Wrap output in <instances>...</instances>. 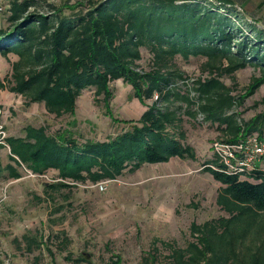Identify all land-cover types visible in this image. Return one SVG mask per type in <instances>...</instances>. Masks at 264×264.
Listing matches in <instances>:
<instances>
[{"label":"trees","instance_id":"trees-1","mask_svg":"<svg viewBox=\"0 0 264 264\" xmlns=\"http://www.w3.org/2000/svg\"><path fill=\"white\" fill-rule=\"evenodd\" d=\"M6 6L0 57L13 54L16 59L9 77H0V90L42 103L48 114L59 117L74 113L87 88L107 100L109 83L120 79L146 106L105 140L80 142L66 128L49 134L44 127L4 137L0 147H8L15 165L34 175L56 172L57 181L45 183L44 189L113 180L127 168L173 158L194 160L195 150L180 125L182 105L196 107L187 109L189 116L199 114L217 124L220 142L238 143L255 132L264 138V97L262 110L247 121L233 111L264 84V29L248 21L231 0H87L69 13L46 0H11ZM141 48L150 55L147 69L139 68ZM176 56L204 58L209 76L196 78L191 89H179L176 83L184 75L174 63ZM245 67L260 76L237 96L221 77ZM263 167L227 173L213 153L202 169L220 183L216 204L227 216L192 222L183 247L155 240L142 264H157L158 243L167 252L164 264H264ZM20 176L10 163L0 164V179Z\"/></svg>","mask_w":264,"mask_h":264},{"label":"rangeland","instance_id":"rangeland-1","mask_svg":"<svg viewBox=\"0 0 264 264\" xmlns=\"http://www.w3.org/2000/svg\"><path fill=\"white\" fill-rule=\"evenodd\" d=\"M9 1L4 0V5ZM86 1L53 0L51 4L69 13L81 9ZM4 13H0V27L8 25ZM140 52L139 68L147 69L150 55L144 48ZM15 59L13 54L0 57L1 78L9 77ZM204 61L202 57L174 58L184 75L176 83L179 89H191L196 78L209 76ZM259 76L257 69L245 67L221 80L238 96ZM109 90L107 100L103 94L96 95L95 88L83 90L74 113L59 117L48 114L42 103H28L20 95L0 90V130L6 137L23 136L26 127H44L49 134L66 128L80 142L105 140L126 127L123 121L137 119L146 109L122 80L109 83ZM263 97L264 84L233 109L238 119L247 121L259 113ZM187 109L196 107L182 105L179 110L185 142L195 150L194 160L173 158L134 171L127 168L115 179L102 181L103 190L97 183H76L58 191L44 189L45 183L57 181L56 172L31 174L8 159L7 146L0 147L1 167L10 163L21 175L0 179V264H110L117 258L119 264H142L155 240L183 247L190 240L192 222L227 216L216 204L220 183L202 169L212 159V144L222 134L217 124L205 122L199 114L189 116ZM247 148L250 152L252 145ZM157 245L156 263L164 264L167 252Z\"/></svg>","mask_w":264,"mask_h":264},{"label":"built area","instance_id":"built-area-1","mask_svg":"<svg viewBox=\"0 0 264 264\" xmlns=\"http://www.w3.org/2000/svg\"><path fill=\"white\" fill-rule=\"evenodd\" d=\"M53 2V0H46ZM4 0H0V13L5 10ZM156 99V96L154 97ZM1 129V126H0ZM4 136L0 130V144L3 142ZM252 142V143H251ZM251 144L250 152L247 144ZM213 153L217 156L219 161L225 165V172L239 173L250 171L256 166H264V138H259L256 135L247 136L244 140L227 144L220 141H215L212 144ZM264 170V167H263ZM30 173V172H29ZM32 174V173H31ZM99 190L104 189L102 182L96 184Z\"/></svg>","mask_w":264,"mask_h":264},{"label":"crops","instance_id":"crops-1","mask_svg":"<svg viewBox=\"0 0 264 264\" xmlns=\"http://www.w3.org/2000/svg\"><path fill=\"white\" fill-rule=\"evenodd\" d=\"M244 17L264 29V0H231Z\"/></svg>","mask_w":264,"mask_h":264}]
</instances>
